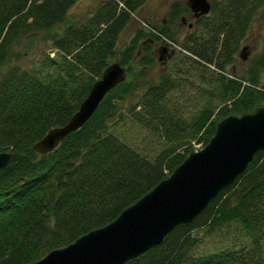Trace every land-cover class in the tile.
<instances>
[{"label": "trees", "instance_id": "trees-1", "mask_svg": "<svg viewBox=\"0 0 264 264\" xmlns=\"http://www.w3.org/2000/svg\"><path fill=\"white\" fill-rule=\"evenodd\" d=\"M77 1L0 0V152L12 153L0 170V264H30L113 221L172 173L193 151L192 141L205 146L219 120L264 105V45L241 75L228 74L264 0L213 1L197 19L175 2L166 23L145 22L149 30L138 29L118 52L120 33L147 0H103L79 27L67 21ZM187 16L193 30L183 48L214 76L208 103L185 119L167 106L172 79L151 83L135 67L154 64L156 52L166 55L164 40L174 42L173 27ZM47 39L52 43H37ZM112 61L126 68V80L56 149L33 151L50 128L67 123ZM144 85L139 102L122 109ZM124 116L163 147L145 154L113 133ZM198 228H231L245 242L196 256ZM125 264H264V150L193 222Z\"/></svg>", "mask_w": 264, "mask_h": 264}, {"label": "water", "instance_id": "water-1", "mask_svg": "<svg viewBox=\"0 0 264 264\" xmlns=\"http://www.w3.org/2000/svg\"><path fill=\"white\" fill-rule=\"evenodd\" d=\"M187 3L196 18L211 8L208 0ZM241 57L244 59L242 52ZM125 77L126 68L118 61L111 62L67 123L50 128L31 149L39 154L56 149L87 122L107 93ZM261 150L264 106L240 116H227L216 124L214 135L202 149L189 153L169 176L113 221L30 264H125L159 246L177 226L193 222L212 199L244 173ZM11 157L10 151L0 152V170Z\"/></svg>", "mask_w": 264, "mask_h": 264}, {"label": "rangeland", "instance_id": "rangeland-1", "mask_svg": "<svg viewBox=\"0 0 264 264\" xmlns=\"http://www.w3.org/2000/svg\"><path fill=\"white\" fill-rule=\"evenodd\" d=\"M103 0H78L69 10L68 24L80 26L86 23L93 12L97 9ZM187 0H147L134 15L131 16L129 23L120 33L117 42V52L120 51L138 29L149 30L147 23L160 28L166 23V15L170 6L175 2L186 4ZM210 2L219 0H209ZM147 22V23H145ZM190 17L184 20H178L176 27H173L174 42L169 44L167 54L158 56V53L152 54L154 64L146 67H139L136 70L142 73L143 77L151 83H158L162 76L167 75L172 79L171 93L167 96V106L172 113L181 114L183 118H189L197 114L201 108L206 105L210 99V92L213 88V73L206 69L202 64L193 62L192 56L183 48V40L192 34L193 24ZM64 24H60L57 29L60 30ZM167 40V39H166ZM164 40V43L166 42ZM26 43H31L27 41ZM37 43H52L50 39L41 40ZM264 45V3L259 7L253 21L251 22L246 36L242 39L239 47V54L242 51L244 59L238 54L233 69L229 68L228 74L241 75L247 68L251 59L260 53ZM53 55V52L51 53ZM139 55V52H138ZM36 58V54H30L26 57L25 63L30 64ZM116 60V59H113ZM145 85L138 88L122 104V109L129 108L139 102L141 93ZM126 122H119L115 128H111L113 133L121 135L125 140L131 142L137 149L145 154L153 153L160 147L159 142L149 133L131 123L126 116ZM192 149L203 147L201 143L192 141ZM205 230V229H204ZM193 234L197 237L198 243L193 250L194 255H202L208 252L220 249L224 245L244 243L239 232L231 228H223L217 232L206 234L202 229H196Z\"/></svg>", "mask_w": 264, "mask_h": 264}, {"label": "flooded vegetation", "instance_id": "flooded-vegetation-1", "mask_svg": "<svg viewBox=\"0 0 264 264\" xmlns=\"http://www.w3.org/2000/svg\"><path fill=\"white\" fill-rule=\"evenodd\" d=\"M182 21L184 20V17L181 19ZM192 26V23H189L188 24V27H191Z\"/></svg>", "mask_w": 264, "mask_h": 264}, {"label": "bare ground", "instance_id": "bare-ground-1", "mask_svg": "<svg viewBox=\"0 0 264 264\" xmlns=\"http://www.w3.org/2000/svg\"><path fill=\"white\" fill-rule=\"evenodd\" d=\"M242 175V174H241Z\"/></svg>", "mask_w": 264, "mask_h": 264}]
</instances>
